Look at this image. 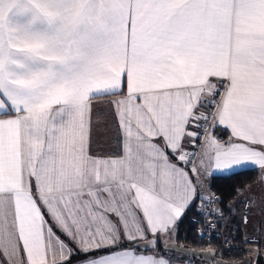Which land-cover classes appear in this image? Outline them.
I'll return each mask as SVG.
<instances>
[{
    "label": "snow or ice",
    "instance_id": "obj_1",
    "mask_svg": "<svg viewBox=\"0 0 264 264\" xmlns=\"http://www.w3.org/2000/svg\"><path fill=\"white\" fill-rule=\"evenodd\" d=\"M247 169L264 186V0H0V264H173L223 203L207 178Z\"/></svg>",
    "mask_w": 264,
    "mask_h": 264
},
{
    "label": "trees",
    "instance_id": "obj_2",
    "mask_svg": "<svg viewBox=\"0 0 264 264\" xmlns=\"http://www.w3.org/2000/svg\"><path fill=\"white\" fill-rule=\"evenodd\" d=\"M259 175L257 171L247 169L237 171L235 174L230 175H215L210 181V188L216 191L221 196V210L223 216L219 218L220 228L226 233L229 241L239 248H234L230 251L225 250L221 241L217 237L206 239L202 236L203 225L193 221V217L197 215V207L192 208L183 216L177 226L178 243H184L186 246L195 248H214L217 255L228 260H241L247 255L244 249L246 246H263L262 241L246 243L245 237L251 240L254 234L261 236L264 235V225L258 229L248 228L249 222L243 224L241 222V201L238 199L236 189H243L246 185L254 184L258 181ZM231 206V211L229 210ZM175 255V254H174ZM182 257L190 258L191 256L183 254ZM192 259H195L191 257ZM75 260V259H74ZM199 260V259H198ZM253 264H264V252L261 253Z\"/></svg>",
    "mask_w": 264,
    "mask_h": 264
},
{
    "label": "crops",
    "instance_id": "obj_3",
    "mask_svg": "<svg viewBox=\"0 0 264 264\" xmlns=\"http://www.w3.org/2000/svg\"><path fill=\"white\" fill-rule=\"evenodd\" d=\"M117 98L119 97L105 96L93 102L94 115L92 119L96 130V141H97L96 150L100 155H104L106 152H111L112 149H114L117 146V142L115 139V125L112 123V112L109 105L110 100H114ZM97 109H99V111H97ZM214 135H216L217 138L221 139L222 142H227L230 137V130L225 129L223 126H221L215 129ZM215 175H226V174L216 173L213 176L208 177L207 180L205 181L206 188L208 185H210V181ZM201 179H204V177L202 176ZM206 191L204 192V194L206 193ZM246 199L248 198H243V200ZM250 217L251 218H250V223L248 224V228L258 229L264 225V216H262L261 214L252 212L250 213ZM177 238H178V233L176 230L175 235L171 239H166L165 243L168 241H177ZM168 256H170L171 258L173 257L172 260H175L173 264H186L189 261L188 258L177 256L174 254L172 255L168 254ZM0 259H3V257H0ZM72 264H77V260L76 259L73 260Z\"/></svg>",
    "mask_w": 264,
    "mask_h": 264
},
{
    "label": "built area",
    "instance_id": "obj_4",
    "mask_svg": "<svg viewBox=\"0 0 264 264\" xmlns=\"http://www.w3.org/2000/svg\"><path fill=\"white\" fill-rule=\"evenodd\" d=\"M211 131V129H209ZM211 189V188H210ZM211 193H214L215 196L219 197L221 200V196L211 189ZM205 196L209 195V192L206 191L204 194ZM221 210V203L220 202H215V203H209L207 200L201 201V203L197 206V215L193 217V221L197 223H202L203 225V230H202V236L206 239H210L211 237H217L221 241L222 247L230 251L234 248H239L235 247L228 239L226 233L220 228L219 225V218L220 215L215 211V210ZM202 210V214H201ZM209 212H212L211 215H209ZM245 216H247V222H245ZM241 222L243 224H247L249 222V209L245 207V205L242 203L241 206ZM251 240H254L256 242L262 241L264 243V235L262 234L261 236L254 234L251 237ZM247 251V255L251 256V264L255 262L257 257L264 252V247L260 246H246L244 248ZM186 264H193L192 261H188Z\"/></svg>",
    "mask_w": 264,
    "mask_h": 264
},
{
    "label": "water",
    "instance_id": "obj_5",
    "mask_svg": "<svg viewBox=\"0 0 264 264\" xmlns=\"http://www.w3.org/2000/svg\"><path fill=\"white\" fill-rule=\"evenodd\" d=\"M171 248H174L175 251L189 255L195 259L202 260L209 264H218V262L223 261V264H244L245 261H251V256L246 255L241 260H228L217 255V251L214 248H195L186 246L184 243H178L176 241L166 242ZM209 253H215L213 258Z\"/></svg>",
    "mask_w": 264,
    "mask_h": 264
},
{
    "label": "rangeland",
    "instance_id": "obj_6",
    "mask_svg": "<svg viewBox=\"0 0 264 264\" xmlns=\"http://www.w3.org/2000/svg\"><path fill=\"white\" fill-rule=\"evenodd\" d=\"M248 186H250V190H245V188L241 189L245 191H244L243 196H240V195L238 196V199L251 197L253 202L251 204V210H249V213L256 212L264 216V186H261L258 181ZM168 254L169 255L175 254L177 256H183V253H180L177 251H169ZM188 259L192 261L193 264H209L202 260L192 259L191 257ZM174 262L175 260H173V263Z\"/></svg>",
    "mask_w": 264,
    "mask_h": 264
}]
</instances>
